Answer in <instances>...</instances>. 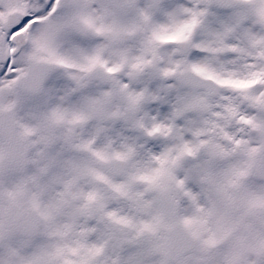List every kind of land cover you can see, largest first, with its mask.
<instances>
[{
    "label": "snow or ice",
    "instance_id": "snow-or-ice-1",
    "mask_svg": "<svg viewBox=\"0 0 264 264\" xmlns=\"http://www.w3.org/2000/svg\"><path fill=\"white\" fill-rule=\"evenodd\" d=\"M0 264H264V0H0Z\"/></svg>",
    "mask_w": 264,
    "mask_h": 264
}]
</instances>
